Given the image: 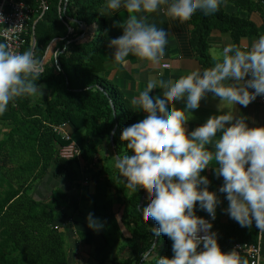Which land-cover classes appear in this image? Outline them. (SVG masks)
<instances>
[{
    "label": "trees",
    "instance_id": "trees-1",
    "mask_svg": "<svg viewBox=\"0 0 264 264\" xmlns=\"http://www.w3.org/2000/svg\"><path fill=\"white\" fill-rule=\"evenodd\" d=\"M44 1L47 9L34 26L33 52L40 60L48 44L56 37L62 38L59 46L64 49L58 55L61 71L49 61L37 81L43 86L42 96L17 98L0 114V126L6 130L0 138V264H73L65 249V232L57 224L59 216L69 208L63 204L65 193L56 187L47 198L31 195L35 182L50 167H54L55 177H64L75 185H80L87 173L91 180L105 183L102 210L91 209L105 225L99 230L103 246L96 252L91 249L89 254L94 264H156L159 255L172 256L173 252L171 239L152 231L159 227L157 222L143 216L148 196L153 198L151 189L145 194L146 188H129L127 178L120 176L114 166V154L123 156L131 151L120 140L122 129L137 121L130 100L118 82L107 75L102 53L110 27L103 11L106 0H67L65 9V0ZM259 2L226 0L210 15L198 10L187 20L169 16L180 52L193 56L202 70L211 67L210 33L228 32L236 44L241 37L257 36L258 29L249 13L258 8ZM226 4L246 15L228 12ZM68 28L72 31L68 32ZM30 40L29 35L22 51L31 49ZM63 123L80 132L76 140L79 157L62 159L57 155L58 147L67 141L52 125ZM196 214L209 215L201 210ZM212 224L224 251H230L235 242L256 241L255 223L242 227L213 219ZM75 235L77 242L93 245L91 231ZM153 243V258L143 260L141 253Z\"/></svg>",
    "mask_w": 264,
    "mask_h": 264
},
{
    "label": "clouds",
    "instance_id": "clouds-1",
    "mask_svg": "<svg viewBox=\"0 0 264 264\" xmlns=\"http://www.w3.org/2000/svg\"><path fill=\"white\" fill-rule=\"evenodd\" d=\"M223 2L226 0H106L108 9L124 8L129 13L122 35L108 43L112 59L127 65V58L134 55L159 66L165 56L168 30L148 23L138 13H154L166 4L169 16L187 20L198 10L213 14ZM216 58L213 66L178 78L165 81L150 76L144 90L131 101L145 117L120 133V140L131 151L117 155L114 166L127 178L129 188L150 187L153 198L143 208V216L159 225L152 229L154 233L166 234L172 241L173 255H159L156 264H248L236 248L222 250L212 221L196 214L199 202L215 219L221 203L217 193L209 190L208 177L201 174L213 159L217 176H223L219 191L229 201L225 211L242 227L255 222L264 233V126L250 127L244 115H234L228 108L223 111L224 102L247 106L264 95V34L249 45L228 43ZM42 71L41 61L31 49L15 51L0 41V114L17 98L42 96L43 86L37 84ZM158 85L164 88L162 96L152 94ZM209 92L220 98V113L189 132V113L200 107ZM184 98V108L173 103V99ZM86 219L94 231L105 226L91 212ZM155 247L153 243L141 253L143 260L153 258Z\"/></svg>",
    "mask_w": 264,
    "mask_h": 264
},
{
    "label": "crops",
    "instance_id": "crops-1",
    "mask_svg": "<svg viewBox=\"0 0 264 264\" xmlns=\"http://www.w3.org/2000/svg\"><path fill=\"white\" fill-rule=\"evenodd\" d=\"M165 9L166 8H164L162 4L160 9L154 13L137 14L146 16L148 23H153L157 27H163L168 30L169 43L166 47V54L160 62L159 66L154 65L151 62H146L134 55H130L127 58L129 63L127 65H123L115 62L112 59L111 54L113 52V49L108 47V43L110 39L122 35L123 26L126 23L129 13L124 8L115 11L108 9L106 3L103 7L104 14H106V16L108 17L110 25L108 36L105 39V48L102 52L105 64L108 68L107 75L118 82L130 102L135 96H137L141 91L144 90L149 77L152 75H157L159 79H163L166 81L170 77L178 78L179 76L185 75L190 71L201 69L199 62L193 56L183 55L180 52L175 34L169 24V15L165 11ZM225 9L228 12H234L241 16L246 15L238 7L230 4H226ZM249 19L258 29V35L241 37L238 43L241 46L251 44L256 38L259 37V35L264 34V3L259 2L258 8L249 13ZM208 43L210 66H213L217 62V53L222 50L224 45L233 43V40L228 32H219L217 30H214L208 37ZM163 92L164 88L158 85L155 89H153L152 94L162 96ZM173 103L178 108H184L186 107V98L181 100L173 99ZM220 103V98L215 97L211 92H209L204 98H202L200 107L191 110L192 113H189V120L186 122L188 131L190 132L196 127L203 124L213 114H219L220 109L218 108V105ZM131 105L136 115V121L143 119L146 113L143 110L137 109L132 103ZM224 106L226 108L223 111H228V109H230L234 115H244L247 118L250 127L264 126V105L258 103H250L247 106H244L224 102ZM65 130L76 142L77 138L80 136V132L71 129L68 124L65 125ZM5 132L6 130L2 126H0V138L4 136ZM208 147L211 150H214L212 148V145H208ZM212 165L203 170L201 174L208 177L211 182L208 185L209 190L215 191L221 201V203H219L217 206L214 221L221 223H238L225 211V209H227L228 207L229 201L226 199V193H221L219 191L220 187L223 184V176H217L216 174L215 159H213ZM53 171L54 167H50L46 175L39 181L35 182L34 186L31 189V195L35 198H47L53 188H61L65 193V202L63 204H65L69 208H67L66 211H63V213L59 216L57 220L58 226H60L62 231L65 232L68 242L72 246L77 243V235H75L77 232L91 231L93 242L97 243L98 241V248L93 251H98L103 246H101V244H104L103 238L99 231H94L93 229L88 227L86 218L90 212L92 213L91 209L93 207H95L98 211L102 210L105 191L104 181L101 179H98L96 181L91 180L90 174L87 173L81 184L75 185L64 177H55ZM148 191L149 188H146L145 194H147ZM196 210L206 212V210L199 207V202H197ZM258 233L259 229L257 228V235ZM78 244L82 243L78 241ZM261 260V264H264V233L262 232ZM92 261L93 262L90 264L95 263L94 259Z\"/></svg>",
    "mask_w": 264,
    "mask_h": 264
},
{
    "label": "built area",
    "instance_id": "built-area-1",
    "mask_svg": "<svg viewBox=\"0 0 264 264\" xmlns=\"http://www.w3.org/2000/svg\"><path fill=\"white\" fill-rule=\"evenodd\" d=\"M264 3V0H259ZM47 5L44 0H0V40L9 44L12 50L21 51L30 35L31 50L35 46L34 26L41 19ZM72 29L68 28V32ZM62 38H54L47 46L44 55L40 59L42 69L51 61L57 71H61L58 55L64 48H60L59 43ZM43 72V71H42ZM254 91V89H253ZM251 103L264 105V95L258 96ZM53 130L66 140L67 143L59 146L57 155L62 159L79 157L80 149L71 135L65 130V124L52 125ZM212 221V217H205ZM236 248L240 255H245L249 264H261V231L257 235L255 242H235L231 248Z\"/></svg>",
    "mask_w": 264,
    "mask_h": 264
},
{
    "label": "rangeland",
    "instance_id": "rangeland-1",
    "mask_svg": "<svg viewBox=\"0 0 264 264\" xmlns=\"http://www.w3.org/2000/svg\"><path fill=\"white\" fill-rule=\"evenodd\" d=\"M150 193V191H149ZM148 199L150 200V195L148 196ZM125 234H127V232L125 231ZM161 242H162V237L160 238ZM98 243V241H97ZM96 242H93V245L91 246H85L83 244H78V242L75 245H70V243L68 242L67 237L65 236V249L66 252L68 253V257L69 260L73 263V264H90L92 263L93 259L91 258L90 251L92 250H96L98 248V244ZM103 245V243L101 244V246ZM127 252L126 250L122 253V255H126ZM107 264H111V263H107Z\"/></svg>",
    "mask_w": 264,
    "mask_h": 264
},
{
    "label": "water",
    "instance_id": "water-1",
    "mask_svg": "<svg viewBox=\"0 0 264 264\" xmlns=\"http://www.w3.org/2000/svg\"><path fill=\"white\" fill-rule=\"evenodd\" d=\"M66 4H67V0H65V3H64L63 9L66 8ZM82 28H83V26H82ZM112 109H113V112L115 113V108H114L113 105H112ZM115 128H116V124H115V126H114V128L112 129L111 134H110V144H111V145H113V136H114ZM114 155H115V158H116L117 155H116V154H114ZM155 228H156V227H155Z\"/></svg>",
    "mask_w": 264,
    "mask_h": 264
}]
</instances>
